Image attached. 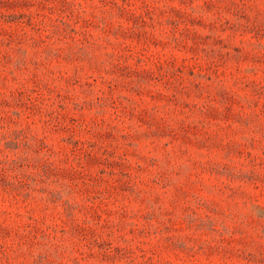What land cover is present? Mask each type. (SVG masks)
Here are the masks:
<instances>
[{"label": "rangeland", "instance_id": "1", "mask_svg": "<svg viewBox=\"0 0 264 264\" xmlns=\"http://www.w3.org/2000/svg\"><path fill=\"white\" fill-rule=\"evenodd\" d=\"M0 264H264V0H0Z\"/></svg>", "mask_w": 264, "mask_h": 264}]
</instances>
